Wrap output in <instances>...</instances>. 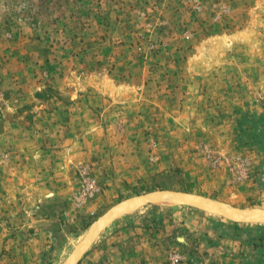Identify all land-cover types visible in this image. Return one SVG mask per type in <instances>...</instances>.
I'll list each match as a JSON object with an SVG mask.
<instances>
[{"label":"rangeland","instance_id":"374dc122","mask_svg":"<svg viewBox=\"0 0 264 264\" xmlns=\"http://www.w3.org/2000/svg\"><path fill=\"white\" fill-rule=\"evenodd\" d=\"M156 189L264 209V0H0V264H61ZM233 223L142 206L86 254L159 224L151 264H264Z\"/></svg>","mask_w":264,"mask_h":264},{"label":"water","instance_id":"95a60500","mask_svg":"<svg viewBox=\"0 0 264 264\" xmlns=\"http://www.w3.org/2000/svg\"><path fill=\"white\" fill-rule=\"evenodd\" d=\"M140 205H187L199 208L209 214L221 217L234 223H238L240 225L251 227L264 226V209L256 207L243 208L201 193L191 191L156 189L132 195L111 206L89 227L88 233L91 235V240L87 241V238H85L83 242L80 243L79 248L75 251L72 261L69 264H79L86 252L96 242L99 236L110 226L117 216L127 214ZM100 219L103 221L98 226H95V224L100 221ZM98 232H100L98 237L94 238Z\"/></svg>","mask_w":264,"mask_h":264},{"label":"crops","instance_id":"0c3cea01","mask_svg":"<svg viewBox=\"0 0 264 264\" xmlns=\"http://www.w3.org/2000/svg\"><path fill=\"white\" fill-rule=\"evenodd\" d=\"M110 231L80 264H151L156 254L157 259L165 255V240L175 244L176 239L159 224H119Z\"/></svg>","mask_w":264,"mask_h":264},{"label":"trees","instance_id":"16d2710c","mask_svg":"<svg viewBox=\"0 0 264 264\" xmlns=\"http://www.w3.org/2000/svg\"><path fill=\"white\" fill-rule=\"evenodd\" d=\"M233 225H234V228L236 229H241V227L242 226H240V224H238V223H233ZM246 226V225H245ZM255 228H261V229H263L264 228V226H257V227H255ZM238 236H235V235H230V234H224V235H222L221 237H231L232 239H238L239 238V234H237ZM256 240H260L259 242H255V243H252V246L254 247V249H258V248H260V247H262V248H264V237L262 236V237H259V238H257ZM261 242V243H260Z\"/></svg>","mask_w":264,"mask_h":264},{"label":"bare ground","instance_id":"6f19581e","mask_svg":"<svg viewBox=\"0 0 264 264\" xmlns=\"http://www.w3.org/2000/svg\"><path fill=\"white\" fill-rule=\"evenodd\" d=\"M142 206H145V205H140L139 207H137L136 209H138V208H140V207H142ZM147 206V205H146ZM136 209H134V210H136ZM134 210H132V211H134ZM131 212V211H130ZM103 220L102 219H100V221H98L96 224H95V226H98L101 222H102ZM89 229L87 230V232L84 234V236H83V238L76 244V247H75V251L79 248V245H80V243H82L83 242V240L85 239V238H87V241H90L91 240V235H89ZM100 232H98L97 234H96V236H94V238H97L98 237V234H99ZM94 238H93V240H94ZM92 240V241H93ZM92 243V242H91ZM75 253V252H74ZM74 255V254H73ZM73 255L71 256V257H69L66 261H64L63 263H61V264H69L71 261H72V258H73Z\"/></svg>","mask_w":264,"mask_h":264}]
</instances>
